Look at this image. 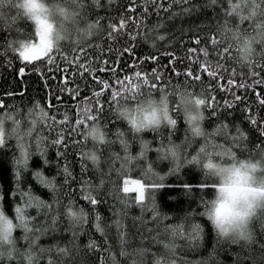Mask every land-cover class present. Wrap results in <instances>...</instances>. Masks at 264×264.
Wrapping results in <instances>:
<instances>
[{"label":"trees","instance_id":"obj_1","mask_svg":"<svg viewBox=\"0 0 264 264\" xmlns=\"http://www.w3.org/2000/svg\"><path fill=\"white\" fill-rule=\"evenodd\" d=\"M72 2L78 3L81 16L71 29V38L48 51L55 61L48 64L45 56L31 62L19 57L21 43L35 38V27L7 7L12 0H0V120L5 131V144L0 145V210L14 225L19 224L14 206L24 208L26 219L33 223L44 225L51 218L49 212L57 219L56 231L40 235L37 241L38 248L51 251L40 254L34 250V260L38 264L49 260L52 264H264V221L253 226V244L238 245L222 241L201 214L213 183L189 162L201 141L190 135L182 106L188 98L205 100L198 106H202L204 126L210 131L208 144L217 143L221 148L228 144L232 156H251L264 148V105L258 99L264 98V84H253L245 67L257 60L264 66V19H259L264 17V7L257 0H100L99 7L93 0ZM233 3L242 7L239 13L232 12ZM241 16L251 19L257 30L253 32ZM121 18L125 19L124 29L110 39L108 25H118ZM85 23L93 25L90 28L95 34L84 42L79 25ZM68 31L60 26L59 32ZM242 36L251 37L253 44L247 62L240 59ZM211 38L219 44L213 45ZM190 48L196 53L189 55ZM202 48L209 51L207 58ZM218 48L227 53L220 63L229 72L214 80L202 68L205 59L217 63L214 49ZM77 63L86 70L77 69ZM22 67L23 74L19 72ZM233 70L237 75L229 90L226 81ZM136 71L148 77V86L131 81L121 87L119 81L134 77ZM153 71L158 77H153ZM187 72L193 75H185ZM101 80L109 88L99 87ZM242 80L252 86H241ZM65 86L79 87V95L62 90ZM93 89L102 93L96 119L97 105L89 103ZM152 97L164 101L169 117L162 128L137 135L117 113ZM85 110L91 115L87 120L82 116L79 134L69 137L65 133L67 148L53 145L55 133L46 128L49 117L59 121L67 114L68 123H73ZM169 118L177 120L174 128L168 124ZM221 129L226 137L220 136ZM73 140L79 143L73 145ZM176 144L183 145V152L172 157L165 148ZM92 153L97 164L87 159ZM216 155L224 159L219 150ZM81 163L86 172H81ZM208 163L212 161L203 167ZM65 164L75 177L67 184L62 174ZM88 195L103 202L93 207L83 198ZM36 201H43L39 216ZM48 204L53 207L45 208ZM69 204L78 216L83 210L84 218L69 217ZM25 235L31 236L14 227L11 247L8 242L0 244L5 253L13 252V258L0 260V264H28ZM90 241L97 245L96 250L88 247ZM57 246L67 248L68 255L59 253Z\"/></svg>","mask_w":264,"mask_h":264},{"label":"clouds","instance_id":"obj_2","mask_svg":"<svg viewBox=\"0 0 264 264\" xmlns=\"http://www.w3.org/2000/svg\"><path fill=\"white\" fill-rule=\"evenodd\" d=\"M38 6L41 18H46L54 25V44H63L66 38H71V29L77 25L81 16L78 3L72 0H38L36 5L27 0H12L7 7L13 8L26 17L35 27L36 20L30 8ZM242 7L236 9L239 13ZM63 24L68 32H59ZM84 42L95 34V30L85 23L79 25ZM59 34L60 38L55 39ZM253 44L251 37L242 36L240 44V59L247 62L250 58ZM164 101L161 98L152 97L139 104H129L119 110L117 115L137 135L158 130L167 122L163 112ZM184 118L188 125L190 135L201 141L199 149L193 154L190 163L197 166V171L207 175L213 183V192L208 197L202 208V215L211 224L215 234L228 243L238 245H251L255 241L254 225L258 221H264V148L259 149L251 156H232L229 145L219 147V144H208L209 130L204 126L202 106L195 103V99L188 98L182 101ZM195 116V121L191 117ZM199 128V134L193 132ZM221 137H226L223 129ZM216 137V136H213ZM203 145V146H202ZM142 147H148L143 145ZM203 149V151H201ZM217 150L224 155L221 160L216 155ZM170 156L177 152L182 154L183 145L176 144L165 148ZM211 160L213 167L204 168L203 165ZM254 190V191H253ZM0 241V244H3ZM11 247V244L8 245Z\"/></svg>","mask_w":264,"mask_h":264},{"label":"snow or ice","instance_id":"obj_3","mask_svg":"<svg viewBox=\"0 0 264 264\" xmlns=\"http://www.w3.org/2000/svg\"><path fill=\"white\" fill-rule=\"evenodd\" d=\"M112 0H109V3H111ZM171 2L176 3V2H180V0H171ZM257 3L260 4L261 7H264V0H257ZM93 4L96 7L100 6V0H93ZM240 7V4L238 3H233L231 4V10L232 12H235V10L237 8ZM30 11L33 12L34 15V19L37 22V37L39 40V43L41 41V32L42 29H49L50 30V26L45 25L44 21L41 20L38 12L40 11L39 7H33L29 9ZM135 9H130V11H134ZM241 20H248L249 21V26L252 29L253 32H255L257 29L255 27V24L253 23V21L251 19H248L244 16L240 17ZM259 19H264V17H259ZM96 23H99V18L97 19ZM93 25H90V27H92ZM109 27V38H114V33L122 31L125 27V19L121 18L118 21V25L115 23H110L108 25ZM133 39H135V36H132ZM164 37H160V39H163ZM49 47L51 46V42L50 39L47 41ZM195 43L197 45L200 44V40L197 39L195 41ZM211 43L213 45H218L219 44V40H217L216 38H211ZM36 46V43H21L20 45V49H19V57L22 58L25 61L31 62L32 60H38L41 58V55L47 57V63L48 64H54L55 61L53 60V56L52 53H49L47 51V48L44 49V52H36L33 53L32 49ZM224 47H227V45L225 44ZM232 49H228V52H230ZM119 49H117V52L119 53ZM124 51H127V48L124 49ZM201 51L203 52V56L205 58H207L209 56V51L206 48H202ZM214 51L217 52V56H218V60L217 63L215 65H213L210 61H208L207 59H205L204 64L206 65V67L202 68L203 71H206L208 73V75L210 77H212L214 80H218L220 76L224 75V73L229 72L228 69L223 68V65L220 63V60L227 54L226 52L223 51V49L218 48V49H214ZM188 53L189 55L196 53V49H188ZM61 59H64L67 61L66 57H61ZM75 59V56H74ZM261 59H264V54H262ZM68 64H71L72 61H67ZM57 68H59V65H56ZM248 71L246 73V75L248 77L252 78L253 84L256 83H261L264 84V75L261 76V79L257 80L256 77L258 74H264V66L260 65V61L257 60L255 63H253L252 61H250L248 63V65L245 66ZM77 69H85V66L83 64L77 63ZM257 69H259V71H257ZM66 71V69H65ZM19 72L21 74L24 73V68H20ZM91 74V73H89ZM114 75V73H113ZM153 77H158V73L153 71L152 72ZM177 75H179V73H177ZM185 75L191 77L193 75L192 72H187L185 73ZM237 73L233 70L230 74H229V78L226 81V84L229 88V90H231V86L233 85L234 81L232 79L233 76H236ZM199 76H196V79L199 80ZM131 81H137L143 84V86L147 87L149 84V80L148 77L142 76L140 71H136L134 73V77H126L124 80H120L119 84L121 87H123L124 84L131 82ZM74 82V81H73ZM241 86H247V87H251L252 85H244V81H241ZM99 87L107 89L109 88V84L104 81L101 80L99 81ZM152 87H155V84L153 83ZM64 91H71L74 95H79V87H75V88H67V86H65L64 89H62ZM102 95L101 92L95 91V89L92 90V96L91 99L89 101V103H93L95 105H97L96 109H95V119L97 118V115L100 113L101 111V106L99 103V97ZM113 98L115 99L116 93L113 92L112 93ZM81 99H83V97H81ZM236 100H240L241 98L239 96L235 97ZM259 99V103L260 105H264V98H258ZM195 103L197 105H204L205 104V100L204 99H200L197 98L195 100ZM228 107H231L232 105L230 103H227ZM165 114H166V110H165ZM89 115H91L90 113L87 112V110L83 111L80 115H77L75 118V121L73 123H68V116L67 114H65L63 116V118L59 121H57L55 116L49 117L51 123L46 125L47 131L52 133H55V136L53 138V140L51 141L53 145H63L65 148H67V143L65 141V133L67 132L69 137H71L73 134H79L77 132L78 127L83 126V122H82V116L84 117V120H87L89 118ZM197 118L195 116L191 117V120H196ZM250 121L254 124H257L258 121L255 118L249 117ZM168 124L170 126H172L173 128L176 126L177 124V120L175 119H171L169 118L168 120ZM61 125H65V127H61ZM193 132H195L197 135L199 134V128H194ZM243 136V135H241ZM86 138V137H84ZM233 139H237V138H233ZM79 143L78 141L73 140V145ZM121 143L123 144V141H121ZM5 144V131H4V127H3V122H0V145H4ZM126 147V146H125ZM201 151H203V149H201ZM21 155H25V153L21 152ZM59 155L64 156L63 152H60ZM80 158L81 160H83L85 158V153H83L82 151L80 152ZM87 159H90L92 161L93 164H97L98 163V158L95 155V153H92L91 155H89L87 157ZM193 159H195V157H193ZM15 163L17 164V167L19 168V164H20V160L16 159ZM24 163H27V160L25 159ZM206 168H211L213 167V165L211 163H208L205 165ZM87 171V167L85 164L81 163V172H86ZM65 176V184L68 183V181L70 179L74 180L75 177L72 176L71 171L69 170V166L67 164H65V166L63 167V173ZM37 175H39V173H37ZM16 176H19V172L16 173ZM17 183H19V179L17 178ZM127 183V182H125ZM142 187V186H141ZM124 191L127 192L128 188L125 187ZM254 191V190H253ZM13 194L10 193V198L12 197ZM143 191L140 192V197L139 199L142 200L143 199ZM85 199V201H87L91 206L95 207L97 204L102 203V200H98L97 198L93 197V196H84L83 197ZM3 200V196L2 194H0V202H2ZM28 206L31 207L32 203H31V199L27 202ZM43 203V201H36L35 202V207L37 209V216L40 215L39 212V208L40 205ZM53 207L52 204H48L45 205V208L47 209H51ZM67 215L69 217L72 218H76V219H82L84 218V213L83 210H81L80 215H77V212L72 211V207L71 204H69L67 206ZM14 212L19 220V224L18 225H14L13 220L8 218L3 210H0V241L3 242H8L9 244L12 243L11 241V237L13 234V229L14 227H19L23 230V232L25 234H31V236L25 235V240L28 243L29 249L30 251H28L27 256H28V264H38V259L34 260L33 258V251L34 250H38V252L40 254H43L46 251H51L50 249L46 250L44 248H38V238L40 235H46L49 231L51 232H55L56 231V224H57V219L55 216H52V214L49 212L47 213V215L49 217H51L50 219H46L44 225H40L37 223H33L32 219H26V213H25V209L22 208L21 206H14ZM96 220L99 221L100 217L99 215L96 216ZM31 224V227L29 226ZM100 229V225L99 223H97V230ZM74 238H75V233L73 234ZM89 248L96 250L97 245L94 242L89 243L88 245ZM57 251L59 253H62L64 255H68V249L67 248H60L59 246H57ZM17 256L21 255L18 251L15 252ZM5 258H7L8 260H11L13 258V252L12 251H7V253H5V251L2 249V245H0V260H4ZM48 264H52V261L49 260Z\"/></svg>","mask_w":264,"mask_h":264},{"label":"rangeland","instance_id":"obj_4","mask_svg":"<svg viewBox=\"0 0 264 264\" xmlns=\"http://www.w3.org/2000/svg\"><path fill=\"white\" fill-rule=\"evenodd\" d=\"M27 2L32 3L33 5H36L38 3V0H27ZM41 20L44 21L45 25L50 26V30L49 29H42L41 41L39 43V40H38V37H37V31H36L37 30V23H36V25H35V38L34 39H30L29 41H27L28 43H36V46L32 49L33 53H36V52L43 53L45 48H47V51H49L52 48V46L54 45V35H53V33H54V25L52 23H50L46 18H41ZM58 37H59V34L57 35V37L55 39H57ZM49 39H50V42H51V46L50 47H49V45L47 43V41ZM41 56H43V55H41ZM165 110H166V114H165ZM163 112H164L165 117L168 118L169 117V111L166 108L165 104L163 105ZM0 122H2V121L0 120Z\"/></svg>","mask_w":264,"mask_h":264}]
</instances>
